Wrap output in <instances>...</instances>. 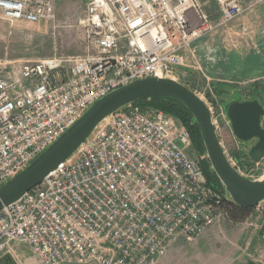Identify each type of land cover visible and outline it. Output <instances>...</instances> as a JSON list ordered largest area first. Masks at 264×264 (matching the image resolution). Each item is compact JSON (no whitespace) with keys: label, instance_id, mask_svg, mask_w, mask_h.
I'll use <instances>...</instances> for the list:
<instances>
[{"label":"built area","instance_id":"1","mask_svg":"<svg viewBox=\"0 0 264 264\" xmlns=\"http://www.w3.org/2000/svg\"><path fill=\"white\" fill-rule=\"evenodd\" d=\"M215 1L216 19L200 0H87L78 18L83 54L23 61L0 76V186L113 89L151 76L179 81L176 67L201 70L196 41L247 9L241 0ZM53 5L0 0V19L50 23ZM188 132L138 103L110 114L66 161L2 206L0 255L13 257L18 242L35 264H145L177 239L198 237L225 199L189 153Z\"/></svg>","mask_w":264,"mask_h":264},{"label":"rangeland","instance_id":"2","mask_svg":"<svg viewBox=\"0 0 264 264\" xmlns=\"http://www.w3.org/2000/svg\"><path fill=\"white\" fill-rule=\"evenodd\" d=\"M200 1L216 19L217 2ZM241 1L247 8L245 12L196 41L194 54L201 70L176 67V74L209 107L227 158L240 173L254 180L264 174V156L258 162L248 157L255 139L239 141L230 131L224 110V105L233 99H257L264 107V15L258 12L264 7V0ZM86 2L53 0L55 19L50 23L10 24L0 19V76L23 61L83 54L86 43L78 18ZM176 143L182 146L179 140ZM191 145V155L201 160L206 157ZM225 198L217 210L216 222L204 233L190 241L177 239L145 264H264V200L255 208L240 212ZM13 257L18 264L36 263L31 249L30 253L15 252Z\"/></svg>","mask_w":264,"mask_h":264},{"label":"water","instance_id":"3","mask_svg":"<svg viewBox=\"0 0 264 264\" xmlns=\"http://www.w3.org/2000/svg\"><path fill=\"white\" fill-rule=\"evenodd\" d=\"M167 97L181 102L199 127L203 146L213 172L234 204L246 208L257 206L264 200V174L262 178L244 176L227 158L217 135L207 104L193 90L173 77H145L113 89L94 101L87 110L56 140L36 156L29 165L0 186V209L11 204L39 183L59 163L66 161L88 138L99 122L110 114L138 100ZM230 131L241 142L256 139L248 157L258 162L264 156V107L257 99H233L224 105ZM0 264H17L9 253L0 256Z\"/></svg>","mask_w":264,"mask_h":264},{"label":"trees","instance_id":"4","mask_svg":"<svg viewBox=\"0 0 264 264\" xmlns=\"http://www.w3.org/2000/svg\"><path fill=\"white\" fill-rule=\"evenodd\" d=\"M134 103H138L142 106L150 105L174 116L177 120L181 121L185 125V128L188 129L192 140L191 147H193V149H195L199 154H206L202 137L199 133V127L193 120V116L191 115L190 111L186 107H184L181 102L167 97H152L138 100ZM206 158L207 157H204L201 160V167L203 170L202 173H204L208 184L213 188L215 187V189L223 196L222 198L226 199L224 196V186L221 185L220 180L213 172L210 163ZM230 203H232L234 208L240 212H245V210L249 209L246 207L241 208L240 206L234 204L232 201H230Z\"/></svg>","mask_w":264,"mask_h":264},{"label":"crops","instance_id":"5","mask_svg":"<svg viewBox=\"0 0 264 264\" xmlns=\"http://www.w3.org/2000/svg\"><path fill=\"white\" fill-rule=\"evenodd\" d=\"M82 1L83 0H79V3H82ZM79 6V5H78ZM80 7V6H79ZM82 12H83V10H81V11H79V15L80 14H82ZM259 14L261 13V15H264V7H262V9H260L259 11ZM13 249H14V251L16 252V253H18V252H22V253H24V252H29L30 253V247L28 246V245H26V244H24V243H18V242H14L13 243ZM1 255H3V254H1ZM0 255V256H1ZM14 259V258H13ZM15 260V259H14ZM16 261V260H15ZM17 262V261H16ZM17 264H18V262H17Z\"/></svg>","mask_w":264,"mask_h":264},{"label":"flooded vegetation","instance_id":"6","mask_svg":"<svg viewBox=\"0 0 264 264\" xmlns=\"http://www.w3.org/2000/svg\"><path fill=\"white\" fill-rule=\"evenodd\" d=\"M255 141H256V139H255Z\"/></svg>","mask_w":264,"mask_h":264},{"label":"bare ground","instance_id":"7","mask_svg":"<svg viewBox=\"0 0 264 264\" xmlns=\"http://www.w3.org/2000/svg\"><path fill=\"white\" fill-rule=\"evenodd\" d=\"M262 178V177H261Z\"/></svg>","mask_w":264,"mask_h":264}]
</instances>
